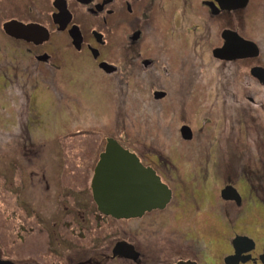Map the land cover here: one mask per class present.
<instances>
[{"label":"flooded vegetation","instance_id":"af4514ba","mask_svg":"<svg viewBox=\"0 0 264 264\" xmlns=\"http://www.w3.org/2000/svg\"><path fill=\"white\" fill-rule=\"evenodd\" d=\"M172 21L175 25L170 27ZM11 22L25 26L33 25L38 28L37 37L29 41L7 33L5 26ZM155 24L164 26L165 33L168 31L173 36H178V40L172 45L169 44L174 52L178 53L176 59L171 57L170 51L167 50L166 55L168 53L170 59L167 60L165 50H160L162 46L158 49L154 44H147L149 36L151 40L154 31L150 33L151 35L149 32ZM209 57L218 70H235L238 73L244 68L251 79L264 87V0H0V88L2 89L31 85L30 78L23 81V77L25 80V76L30 74L32 78H38L34 76L36 71L45 75H41V78H44L48 74L64 73L66 67L82 74L87 89L98 81L106 82L105 85L112 82L113 85L118 83L119 86H123L129 84L130 77L136 74L140 76L151 74L149 86L150 89L153 88L151 94L154 103L165 101L170 97L164 82L173 79L169 86L172 95H175L173 91L176 89V94L181 95L180 98L187 97L189 102L192 94L198 89L201 90L199 84L202 83H205L208 95H213V88L206 84V79L197 82L199 75L203 77L208 71L206 67ZM179 59L190 62L189 71L179 70V68L186 69L182 68L181 62L179 64ZM198 59L200 66L197 63ZM172 64L175 67V64H178L177 71L173 70ZM192 69L195 73H192ZM199 69L202 70L200 73ZM20 71L24 72L22 76ZM223 85L224 93L226 91L229 93L228 82L224 81ZM185 87L189 89L185 91ZM216 99L217 97L214 101ZM249 100L255 101L252 97ZM180 105L182 107V103ZM261 106L264 107V103H261ZM182 113L186 120L187 112ZM238 116L236 126L247 122L246 113ZM212 117L215 116L209 114L205 117V123L198 130L201 133L199 138L196 137V134L199 135L196 129L189 125L183 127L190 128L191 139H185L182 133L183 127L180 129V134L184 142H196L199 149L207 150V155L210 153L211 169L214 167L220 172L215 177L217 182L215 187L214 176L211 174L206 179L197 177L194 182L196 188L190 189L188 181L193 179L180 176L177 173L178 167L175 168L173 162L164 164L170 169L169 173L174 172L175 175L167 178L160 169L163 158L155 155V151H151L145 145L141 150H136L113 137L124 149L135 154L145 167L152 168L170 189L172 196L164 209L146 212L142 217L119 220L106 215L99 210L92 189L95 170L101 155L106 151L108 140L113 139L106 137L103 149L101 148L104 141L94 146L98 149L99 158L93 168L91 186L87 187L84 183L78 185L83 187V192L89 197V203H81L73 212L81 219V223L78 222L76 235L78 241H81L79 245L73 246L69 238L62 235V232L68 237L74 234L75 227L70 230V226L65 222L61 231L56 232L52 240L43 247L36 242L31 246L28 254L15 251L18 250L17 248L8 249L1 245L0 264H264V223L260 224L261 213L264 216V161L259 162L261 167L258 163H255V166L245 167L239 161L238 155L236 160L224 159L223 154L228 139L225 138L223 131L219 130L223 120L216 121ZM80 121L86 122L85 118H81ZM82 127L83 130L77 131L79 135L92 139L101 137L100 129L92 130V125ZM28 136L30 145L25 147L24 153L37 155V152L33 151L31 136ZM239 137L243 140L240 132ZM67 148L76 149L75 146ZM257 149L264 156V145L261 147L258 145ZM203 157V155L198 156V163ZM173 165L174 168L171 169ZM91 166V163L85 162L63 163V169L77 167L86 170L87 174ZM80 173L79 170L78 174ZM43 180L42 185L47 192H51L53 186L46 180L45 175ZM243 183L248 184V194L243 192L241 187ZM203 184L205 185L203 189L208 191L210 189L209 194L215 192L217 197L216 192L220 193V201L216 198V203L210 202L212 204L209 205L210 209H204L206 214L201 215V221L205 225L209 223L208 218L212 219L213 214L216 213L225 225L229 226L228 218L232 219L233 224L230 226L234 232L239 225L238 229L245 228L241 231H248L247 225L251 224L254 228L252 231H255H249L250 238L239 232H236L238 234L233 240L229 236V239L222 244L223 247L216 259L212 243L207 240V234L199 236V228L195 226L198 224L197 220L193 219V216L198 217L201 204L205 208L208 206L207 199L205 203L204 200L200 203L195 199L198 194L195 191L198 190L197 186L202 188ZM226 188L234 189L239 195V201L223 198L222 193ZM189 190H193V193ZM65 211H68V208ZM187 214L189 215L183 221L182 217ZM69 215L66 212L65 216ZM149 216L159 217V225L164 229L166 225L173 224L171 232L154 236V241L147 240L142 224H135L134 221ZM88 217L92 223L91 228L88 226ZM257 218L259 220L254 222ZM119 222H125L124 225L129 227V231L119 230L120 233L122 232L120 235L117 227ZM153 223L154 221L151 220L150 228ZM33 225L30 228L36 227ZM93 230L94 232L105 230L104 236L109 242L100 248L89 247L91 241L99 244L97 236L95 241L83 240L86 237L85 233ZM237 237L242 240L235 243ZM71 244L75 249L74 256L71 254L64 256L63 249H68ZM228 247L232 249L230 253ZM42 248L45 249V253L40 252Z\"/></svg>","mask_w":264,"mask_h":264},{"label":"rangeland","instance_id":"374dc122","mask_svg":"<svg viewBox=\"0 0 264 264\" xmlns=\"http://www.w3.org/2000/svg\"><path fill=\"white\" fill-rule=\"evenodd\" d=\"M173 25H175L174 21L171 22L170 27ZM149 34L152 37L149 40V36L147 44H154L158 49L162 46L160 50H165V55L169 50V55L176 59L178 53H175L169 44L172 45L178 40L177 35L173 36L168 31L165 33L164 26L160 24H155ZM166 56L167 60H170L168 53ZM178 62L179 64L181 62L182 68H186L181 69L178 64H175L179 70L189 71L190 62L180 61V59ZM197 63L200 66L199 59ZM176 67H173L174 71H177ZM206 69L208 70L205 72L206 75L203 77L199 75L197 82L206 79V84L213 88V95H208L206 85L202 83L199 84L201 90L198 89L195 94H192L189 102H187V97L186 99L180 98L181 95L176 94V89L173 91L175 95H172L169 86L173 79H167L164 82L170 97L165 101L154 103L151 94L153 88L150 89L149 86L152 79L151 74L143 76L136 74L130 77L129 84L126 83L123 86H119L118 83L113 85L112 82L105 85L106 82L98 81L87 89V83L83 80L82 74L66 67L64 73L48 74L44 78H41V75H45L38 74L37 71L34 76L38 78H32L30 74L25 76V80L23 77V81L30 78L32 82L29 86L0 88V246L3 245L2 247L8 249L14 247L18 249L15 251L28 254L31 246L36 242L43 247L45 243L52 240L55 233L61 231L65 222L70 226V230L75 227L74 234L68 237L62 232V235L69 238L73 246L79 245L81 241H78L76 235L78 222L81 223V219L73 212L81 203H89V197L83 192V187L78 185L84 183L87 187L91 186L93 168L99 158L98 149L94 146L96 143L103 142L106 137H114L136 150H141L145 145L151 151H155V155L163 158L160 169L167 178L175 175L174 172L170 174L168 171L170 169L164 164L173 162L175 168L178 167L177 173L180 176L193 179V181H188L190 189L196 188L194 182L197 177L206 179L211 174L214 176L215 187L217 184L215 177L220 173L214 167L211 169L212 158L210 153L207 155V150L199 149L196 142H184L180 134L183 125H189L196 129L199 135L196 131L195 134L199 138L201 133L198 130L209 114L215 116L212 117L213 120H223L219 130L223 131L225 138L228 139V143L225 144L224 159L234 158L236 160L238 155L239 161L245 167L255 166V163L259 164L260 161H264L263 154L257 149L258 145L260 147L264 145V107L261 106V103H264V87L251 79L250 74L244 68H241L238 73L235 70H218L210 57L207 59ZM191 71L195 73L194 69ZM198 71L200 73L202 70ZM20 72L22 76L24 72ZM224 81L229 84V93L227 91L224 93ZM187 89L189 88L185 87L184 90ZM250 97L255 101L251 102ZM179 102L182 103V107ZM183 111L187 112L186 120L185 116L183 117ZM242 113H246L247 122L236 126L238 114ZM81 118H85L86 122L80 121ZM84 125H92V130L100 129L101 137L92 139L79 135L77 131L83 130ZM240 128H242L241 131ZM239 132L242 133L243 140L239 137ZM28 135L31 136L30 139L34 144L33 151L37 152V155L32 153L25 155L24 153L25 147L30 145ZM68 146H75L76 149L71 150L67 148ZM104 146L105 141L101 149ZM199 155L204 157L198 163ZM65 161L69 164L91 163L92 166L87 174L86 170L77 167L63 169ZM170 168H174V165ZM79 170L80 174H78ZM44 175L53 186L51 192H47L45 186L42 185ZM203 186L205 185L203 184L202 188L197 186L198 190L195 191L198 194L195 199L198 202L204 200V203L207 199L208 206L205 208L201 204L198 217L193 216V219L197 220L198 224L195 226L199 228V236L207 234V240L212 243L216 259L226 239L233 240L238 234L236 232L248 237L250 236L249 231H255H252L254 228L251 224L247 225L248 231H241L245 228L238 229L239 225L234 232L230 226L233 224L232 219L228 218L230 225H225L216 213L213 214L212 219L208 218L209 223L205 225L201 221V215L206 214L204 209H210L212 206L210 202L215 201L216 203V198L220 201V193L216 192V197L215 192L209 194L210 189L209 191L203 189ZM241 187L243 192L248 194V184L243 183ZM205 190L208 192L206 193ZM189 191L193 193V190ZM66 208L68 211H65ZM66 212L70 215L65 216ZM188 215L182 217L183 221ZM89 219L88 217V226L91 228L92 223ZM151 220L154 221L152 228L149 227ZM258 220L257 218L254 222ZM260 220V224H263L262 213ZM134 222L142 224L149 241H154L153 237L163 232L170 233L171 227L173 228V224L172 226L169 224L164 229L159 225L160 218L157 216H149ZM250 222L248 219V223ZM124 224L126 223L119 222L118 233H120L119 230L129 231V227ZM31 225L36 227L30 228ZM82 225L84 226L83 223ZM104 234L105 230L89 231L85 233L86 237L83 240L85 242L92 239L95 241L96 236L100 237V239L97 238L99 244L93 241L89 244V247L100 248L109 242ZM171 235L174 236V234ZM73 248L72 244L68 249L64 248L63 255L74 256L75 249ZM231 250L228 247V253ZM40 252L45 253V249L42 248Z\"/></svg>","mask_w":264,"mask_h":264},{"label":"water","instance_id":"95a60500","mask_svg":"<svg viewBox=\"0 0 264 264\" xmlns=\"http://www.w3.org/2000/svg\"><path fill=\"white\" fill-rule=\"evenodd\" d=\"M5 30L30 41L37 37L38 28L11 22L6 24ZM182 133L185 139H191L190 128L183 127ZM92 189L99 210L117 219L138 218L146 212L164 209L172 196L152 168L145 167L135 154L114 139L108 140L106 151L101 155ZM222 195L225 199L239 201V195L232 188L223 190ZM241 240L237 237L235 243Z\"/></svg>","mask_w":264,"mask_h":264}]
</instances>
